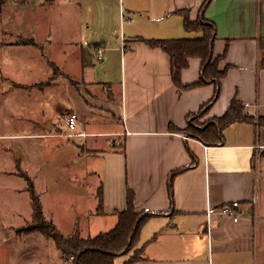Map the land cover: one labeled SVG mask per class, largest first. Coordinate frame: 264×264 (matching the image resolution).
<instances>
[{
  "label": "crops",
  "instance_id": "0c3cea01",
  "mask_svg": "<svg viewBox=\"0 0 264 264\" xmlns=\"http://www.w3.org/2000/svg\"><path fill=\"white\" fill-rule=\"evenodd\" d=\"M204 1L50 0L71 4L69 12L76 18L68 22V10L60 13L64 24L57 29L58 36L51 31L47 40L48 48L58 37L61 49L75 50L77 76L58 65L60 76L67 77L73 88L74 79L80 82L76 89L83 88L77 94L86 112L106 113L111 121L105 125L110 129L89 130L86 116L79 114V130L87 135H66L85 139L84 152L99 161L100 169L76 176L82 189L56 191L57 218L45 213L43 203L44 215L65 235L72 234L77 222L85 237L113 229L119 211L128 207L132 189L137 211H162L144 225L139 240L144 258L135 264H259L258 235L261 226L264 229V213L255 202L259 164L264 158V123L260 121L264 119V0H212L201 11ZM185 9L192 20L202 16L215 23L214 57L221 56L220 69L228 66L220 80V94L203 121L225 114L234 97L246 104L245 113L251 116L226 127L225 141L219 145H208L179 130L189 125L188 113L200 110L214 97L215 83L179 86L170 55L145 40L200 38L202 30L185 27L186 16L181 12ZM30 38L9 43L27 44ZM96 47L105 50L102 60L97 58ZM85 51L91 54L90 64L83 63ZM189 60L182 72L185 85L202 75L203 59ZM118 67L119 75L113 73ZM57 82L53 79L49 86ZM69 111L77 110L63 112L64 118ZM66 128L69 131L67 124ZM16 153L22 161L24 155ZM187 166L175 176L172 205L169 175ZM25 182L17 194L28 189ZM28 194L30 209L11 207L5 216L1 214L0 264H59L50 254L51 237L39 230H21L33 219V200ZM236 200L241 212L237 221L220 213L223 204ZM8 215L14 218L11 222L5 218ZM16 215L21 217L19 222Z\"/></svg>",
  "mask_w": 264,
  "mask_h": 264
},
{
  "label": "rangeland",
  "instance_id": "374dc122",
  "mask_svg": "<svg viewBox=\"0 0 264 264\" xmlns=\"http://www.w3.org/2000/svg\"><path fill=\"white\" fill-rule=\"evenodd\" d=\"M71 7V4H55L50 0H0V218L2 213L5 216L10 212L11 207L24 212L30 209L29 189L26 187L24 193L17 194V189L24 188L26 183L18 170L20 162L19 168L28 171L33 178L43 200L45 213H53L56 218V191L75 192L81 188L76 181L78 174L85 176V173L95 168L100 169L99 161L84 152L87 146L85 139L66 136L69 132L63 122L66 113H62L75 109L80 115H85V125L89 130L110 129L105 125L111 121L106 113L86 112L80 106L77 94L82 93L83 88L76 89L80 82L74 79L76 85L73 88L69 86L67 77L60 76V67L77 76L79 65L75 62V50L70 47L61 49L58 37L51 47H47L51 31L58 36L57 29L64 24L60 13L68 10L66 21L75 22L74 13L69 12ZM26 36L33 37V41L36 38L38 42L17 43L16 46L9 43L21 42ZM52 61L60 66L59 69L56 70ZM118 69L120 67L113 73L119 75ZM3 74H8L7 80ZM56 78L57 84L49 86ZM22 82L29 84L21 85ZM87 89L92 90L91 87ZM51 118L56 122L53 126ZM54 132H60L61 135H52ZM6 133L8 135L5 136ZM16 152L24 155L22 161ZM258 178L255 204L264 213V158L259 164ZM16 216L19 222L21 217ZM5 218L8 222L14 219L9 215ZM258 238L259 264H264L262 226ZM49 245L50 254L61 264L59 250L53 239H50ZM122 255L117 257L118 264H123L129 258L127 254L123 258ZM63 259L69 260L67 257Z\"/></svg>",
  "mask_w": 264,
  "mask_h": 264
},
{
  "label": "trees",
  "instance_id": "16d2710c",
  "mask_svg": "<svg viewBox=\"0 0 264 264\" xmlns=\"http://www.w3.org/2000/svg\"><path fill=\"white\" fill-rule=\"evenodd\" d=\"M212 0H205L201 11H203ZM185 17V27L187 29H199L203 31L200 38H145L146 42L151 46L162 47L170 55L172 60V75L175 83L183 88L197 87L205 83H215L216 93L214 97L205 103L203 107L196 111L190 112L187 115L189 125L186 128L179 129L187 135H191L200 139L208 145H219L225 141L224 129L235 122L248 121L251 116L245 113L246 104L241 102L236 97L231 102V107L228 111L219 116L204 119L202 118L211 107L212 103L220 94V80L226 75L228 66L224 69L219 68L221 56L214 57L215 40L217 37L216 25L213 21L207 20L205 17H200L197 20H192L188 11H181ZM30 43L35 44L33 40ZM91 57L90 52L85 51L83 63L90 64L88 59ZM190 57H199L203 59L201 77L190 84H183L182 72L190 63ZM57 68L58 65L52 61ZM264 123V119H260ZM175 128V127H174ZM123 147V144H121ZM18 170L21 175L26 178L28 189L33 200V219L23 230L24 232L43 231L49 237L54 239L55 244L62 252L63 258L71 257L73 261H68L69 264H115L116 257L119 254H129L124 264H135L138 260L144 258V247L140 246V237L144 225L147 221L161 212L152 211L149 209L137 211L135 208V194L131 189L128 192V207L119 211L118 221L115 227L109 231H104L97 235L83 236L79 222L75 224L74 231L70 235H65L53 220H50L44 215L43 201L36 190L33 178L28 171L21 168ZM189 168L181 167L172 171L169 175V191L171 196V204L174 205V179L175 176ZM103 188L100 186L98 194L102 198ZM67 262V261H65Z\"/></svg>",
  "mask_w": 264,
  "mask_h": 264
},
{
  "label": "built area",
  "instance_id": "2783aa9c",
  "mask_svg": "<svg viewBox=\"0 0 264 264\" xmlns=\"http://www.w3.org/2000/svg\"><path fill=\"white\" fill-rule=\"evenodd\" d=\"M97 49V58L99 60L103 59L104 55V48L103 47H96ZM66 124L68 125L69 132L67 136H78V137H84V135H87L86 131H80V123H79V113L77 111H69L68 114L65 117ZM240 202L234 201L231 203L223 204L220 208V213L228 215L232 217L235 221H237L240 218L241 212H240ZM68 261H73V255L68 258ZM65 262L64 264H69V262Z\"/></svg>",
  "mask_w": 264,
  "mask_h": 264
}]
</instances>
